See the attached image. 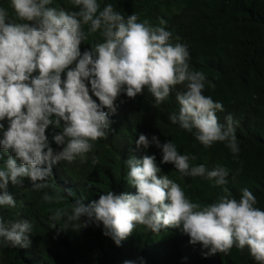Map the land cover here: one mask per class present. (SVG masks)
Listing matches in <instances>:
<instances>
[{"label":"clouds","instance_id":"1","mask_svg":"<svg viewBox=\"0 0 264 264\" xmlns=\"http://www.w3.org/2000/svg\"><path fill=\"white\" fill-rule=\"evenodd\" d=\"M71 3L75 10L51 7L52 0H10L11 15L0 7V206L15 207L8 187L22 186L24 178L30 179L33 191L51 189L43 193L44 202L61 204L65 195L49 179L53 165L87 161L93 142L108 137L109 117L122 93L134 100L146 89L156 107L175 91L178 110L168 120L203 147L222 142L238 155L234 125L239 122L231 114L226 124L219 122L223 104L204 95L206 86L215 89V84L193 70L188 45L168 29L167 21L138 22V14L125 16L111 3L102 7L99 0ZM49 126L59 130L52 137L58 151L46 135ZM135 144L161 151L159 163L155 154L130 155L124 161L125 179L135 193L110 190L87 206L77 202L71 210L58 207L49 217L53 228L102 224L103 235L120 246L137 225L153 233L175 227L191 244L208 249L205 256L227 255L235 247L241 253L247 249L256 264H264V210L246 187L238 199L231 194L226 166L209 170L193 165L195 155L181 154L175 143L161 142L156 135L149 139L140 133ZM163 164L173 165L182 177L212 181L211 187L221 188L222 194L213 203L193 202L179 183L160 174ZM32 227L27 219L6 222L0 216V238L13 248L30 246Z\"/></svg>","mask_w":264,"mask_h":264},{"label":"trees","instance_id":"2","mask_svg":"<svg viewBox=\"0 0 264 264\" xmlns=\"http://www.w3.org/2000/svg\"><path fill=\"white\" fill-rule=\"evenodd\" d=\"M157 1L139 0L136 4L135 0H99L102 7L111 3L125 16L143 14ZM170 1L182 6L166 19L167 27L188 45L193 70L202 71L215 84V89L206 86L204 95L223 104L224 111L217 112L219 122L226 124L228 114L239 122L234 127L240 152L233 155L222 142L205 148L191 133L172 124L168 114L178 110L175 91L156 107L154 97L146 89L134 100L122 93L115 102L116 113L109 117L112 123L108 137L93 142L87 161L81 163L77 159L71 164L53 165V176L49 179L65 195L61 204L44 202L43 193H50L51 189L33 191L29 178H24L22 186L9 184L8 191L16 205L0 206V216L3 217L6 208L13 209V221L27 219L33 227L27 248H13L0 238V264H123L125 260L135 264H256L247 249L241 253L235 247L227 255L205 256L203 253L208 249L199 243L191 244L189 236L175 227L153 233L137 225L117 246L103 235L102 224L82 228L70 225L69 229L60 230L59 225L53 228L49 219L56 208L71 210L77 202L87 206L103 192L135 193L125 179L128 169L124 161L130 155L141 158L145 154H155L157 162L161 159V151L155 145L147 150L136 147L140 133L149 139L156 135L161 142L171 140L181 154L196 156L193 165L204 164L209 170L217 164L226 166L230 170L226 187L231 194L238 199L241 189L246 187L256 196V206L264 210V0ZM50 6L75 10L71 0H52ZM90 41L91 38L81 45L82 51L89 47ZM93 99L98 102L95 96ZM57 131L52 126L46 130L54 151L60 150L52 140ZM93 157L98 160L96 164ZM160 167V174H167L179 183L193 202L213 203L222 194L221 188L211 187L212 181L182 177L171 164ZM237 170L239 174H235ZM63 189H70L72 194L63 193Z\"/></svg>","mask_w":264,"mask_h":264},{"label":"rangeland","instance_id":"3","mask_svg":"<svg viewBox=\"0 0 264 264\" xmlns=\"http://www.w3.org/2000/svg\"><path fill=\"white\" fill-rule=\"evenodd\" d=\"M5 1H10V0H0V7L6 8L9 13L11 14V9H10V3H4ZM136 4L139 0H135ZM179 6H182L180 3H172L170 0H168V4L166 3L165 0H159L156 2L155 5L152 7L148 8V11H145V13L141 14L139 12L138 14V22L143 21V18L140 16H145L146 19L150 20V23H153V25H157L159 23V20L162 18L166 21L167 18H170V16L173 14L174 11H177ZM5 127H7V122L4 121ZM2 135V134H0ZM159 163V161H158ZM4 166V162L0 161V167ZM161 166V165H160ZM129 185V184H128ZM134 188V187H133ZM13 208V207H12ZM13 209L6 208V211L3 215V219L7 222L10 220L13 221V217L11 216V212Z\"/></svg>","mask_w":264,"mask_h":264}]
</instances>
